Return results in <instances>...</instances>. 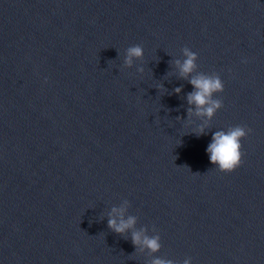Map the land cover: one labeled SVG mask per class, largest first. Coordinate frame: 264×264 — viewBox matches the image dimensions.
Returning <instances> with one entry per match:
<instances>
[{"label": "water", "instance_id": "95a60500", "mask_svg": "<svg viewBox=\"0 0 264 264\" xmlns=\"http://www.w3.org/2000/svg\"><path fill=\"white\" fill-rule=\"evenodd\" d=\"M201 74L224 83L211 120L188 102ZM236 125L252 131L224 174L206 149ZM157 257L264 264V0H0V264Z\"/></svg>", "mask_w": 264, "mask_h": 264}, {"label": "clouds", "instance_id": "9594fccd", "mask_svg": "<svg viewBox=\"0 0 264 264\" xmlns=\"http://www.w3.org/2000/svg\"><path fill=\"white\" fill-rule=\"evenodd\" d=\"M185 59L177 60L176 66L180 69L181 76L188 79L189 75L196 69V61L198 55L191 51L188 47L183 48ZM144 50L141 46H131L126 51L125 64L129 67L132 66L133 59H143ZM189 83L196 89V91L188 95V102L194 105L196 115L206 117L208 120L214 119L218 111L224 105L220 99L215 98L218 94L224 92V83L220 76L217 75H204L201 74L189 80ZM180 88L176 89L179 94ZM191 113V109L189 110ZM205 124L199 129L197 135L205 134ZM252 130L245 125H236L228 128L226 131H217L212 135V141L208 145L206 151L209 155L210 162L220 172L224 174H231L235 172L243 163V145L242 141L247 139ZM114 213H118L121 218L117 221L116 218H109L108 227L118 235H124L126 230L132 228L135 224V218L129 217L127 220L123 219V209H113ZM132 243L136 247H146L153 253L159 252L161 248L160 238L148 237L142 235L140 232H134ZM152 264H174V261L162 258H155ZM184 264H191V258L185 259Z\"/></svg>", "mask_w": 264, "mask_h": 264}]
</instances>
